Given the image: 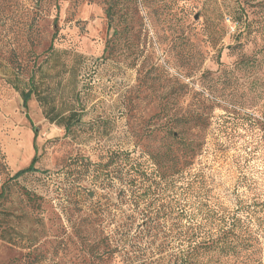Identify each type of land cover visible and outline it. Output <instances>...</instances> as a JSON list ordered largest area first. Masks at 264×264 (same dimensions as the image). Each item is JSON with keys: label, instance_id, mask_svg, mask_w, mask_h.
I'll list each match as a JSON object with an SVG mask.
<instances>
[{"label": "rangeland", "instance_id": "374dc122", "mask_svg": "<svg viewBox=\"0 0 264 264\" xmlns=\"http://www.w3.org/2000/svg\"><path fill=\"white\" fill-rule=\"evenodd\" d=\"M241 57L256 64L236 68ZM31 77L47 107L35 94L23 106ZM204 104L201 152L180 188L151 191L149 213L176 199L205 233L219 220L208 211L235 212L264 261V0H0V264H95L71 226L107 197L132 212L129 180L159 174L146 152L164 150L163 125L195 137L176 120Z\"/></svg>", "mask_w": 264, "mask_h": 264}, {"label": "trees", "instance_id": "16d2710c", "mask_svg": "<svg viewBox=\"0 0 264 264\" xmlns=\"http://www.w3.org/2000/svg\"><path fill=\"white\" fill-rule=\"evenodd\" d=\"M108 16L112 21L113 13L109 12ZM230 19L236 26L237 38L249 30L250 23L244 20L242 10L234 12ZM254 59L255 57H241L236 68L242 69L251 63L255 65ZM34 85L35 80L31 77L27 87L20 89L23 106L27 108L32 94H35L43 106L47 107V97L35 90ZM200 96L205 97V94L200 93ZM199 101L204 103V98ZM204 107L205 109L196 108L193 115L176 120L179 127L192 123L195 137H191L183 129L177 130L175 127L178 126L163 125L167 140L164 150L146 152L157 166L159 174H132L129 180L132 212H127L121 205L112 209L107 197L105 201L100 200L96 209L84 218L86 227L76 224L71 226L77 235L82 233L81 243L95 264H264L259 235L235 212L219 215L216 211H208L211 218L215 216L219 220L215 224L216 230L205 233L199 231L200 226H195L191 212L186 208H175L174 203L178 201L176 199L162 202L157 214L149 213L151 205L155 203L150 196L151 191L165 187L172 191L180 188L177 185L178 176L182 175L180 173L201 152L205 143L203 137L210 128L212 119L211 107L206 104ZM47 115L50 121H57L70 129L71 122L66 121L67 117L58 120L61 114L48 109ZM70 119L71 115L67 120ZM153 132L151 130L150 135L155 134ZM37 159L36 155L33 156L29 165L17 171L14 177L37 171ZM187 185L191 183L188 182ZM188 190L187 186L182 187V191L187 194ZM123 191L125 190L121 189L119 194ZM126 197L125 193L121 194L120 204L125 203ZM109 216L113 217L110 224L105 223ZM95 221L100 222L94 224Z\"/></svg>", "mask_w": 264, "mask_h": 264}]
</instances>
